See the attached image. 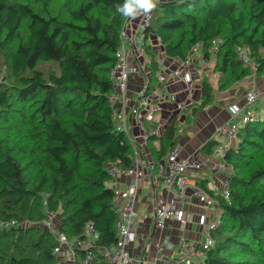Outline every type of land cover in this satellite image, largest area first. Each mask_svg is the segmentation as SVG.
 Wrapping results in <instances>:
<instances>
[{"label": "trees", "instance_id": "obj_1", "mask_svg": "<svg viewBox=\"0 0 264 264\" xmlns=\"http://www.w3.org/2000/svg\"><path fill=\"white\" fill-rule=\"evenodd\" d=\"M124 3L0 0V221L33 223L56 212L60 231L74 243L76 263L91 251L94 264H107L103 251L116 248L118 213L110 168L129 167L134 158L126 133L115 127L109 100L128 18L117 6ZM151 34L166 55L182 59L199 41L203 58L213 59L211 41L221 38L213 66L221 74L219 91L251 75L237 57L238 45L250 49L256 77L264 76V0L157 2L145 30L150 88L160 71ZM200 86V99L183 110L185 121L174 119L161 136L149 137L153 161L177 145L179 128L213 105L215 91L205 72ZM149 123L148 131L154 130L156 124ZM237 139L224 155L231 169L229 199L198 180L219 204L220 225L212 230L214 247L196 264H264V111L238 128ZM215 143L203 151L210 154ZM88 222L98 239L84 249ZM55 246L52 235L38 225L0 229V264H58Z\"/></svg>", "mask_w": 264, "mask_h": 264}, {"label": "built area", "instance_id": "obj_2", "mask_svg": "<svg viewBox=\"0 0 264 264\" xmlns=\"http://www.w3.org/2000/svg\"><path fill=\"white\" fill-rule=\"evenodd\" d=\"M172 1V0H158ZM142 11V10H141ZM137 17L141 18V23L137 31L131 47L135 56V63L129 61V52L126 45L125 26L122 31V42L116 51V64L112 69V79L115 90L109 95L110 103L113 107L115 102L124 105L128 100V92L132 77L142 73L144 75V88L139 97L135 100L131 109V115L139 123L144 126L146 122H156L157 112L159 111V103L166 97L164 89L174 80H182L187 85L189 96L186 101L192 98V91L197 85L195 77L188 72L193 62V56L199 55L203 58L202 50L204 43L197 42L192 47V55L189 58L182 59L180 57H171L175 67L171 68L166 60L157 55V65L160 67L158 74V83L150 88V66L152 63L149 50L145 42V30L150 25L153 18V9L148 14L141 12ZM222 43V39L216 37L212 39L209 52L211 57L215 56ZM237 57L245 65L251 69L249 79L255 78L257 72V64L251 58L250 49L247 46L238 45L236 47ZM221 77L220 73H214V78L218 81ZM260 91L255 83L251 84L246 90L245 99L241 107L235 106L231 109L234 117H237L242 124L258 120L261 117L256 105L259 100ZM166 98L175 100L174 95L168 94ZM186 102H176V108L182 112L186 106ZM264 111V105H263ZM113 119L115 127L119 131L126 133L130 143L133 146L134 158L131 166L110 168L112 185L115 191L114 206L118 213L116 221V238L117 244L113 251L104 250L103 257L107 264H196L202 261L204 252L215 245L212 230L220 225L219 217L213 218L202 226V240L193 242L182 239L178 243H173L167 238L159 239L154 246L153 259L147 258L142 252H132L131 246L138 238L136 221L139 218L137 209V198L139 192V184L150 176L153 179L156 195L154 198V226L156 230H164L168 222L178 219L182 224L191 222L188 217L181 218L179 211L176 209V201L184 200L187 192L198 200L205 208L217 209L218 202L214 197L204 189L195 176L201 171H209L212 173L220 172L230 168L224 160V155L228 148L219 144L213 153L206 158H200L196 154H190L186 157H179L176 147H174L162 160L157 162H145L139 149L135 146L133 137L129 133L126 117L123 110L113 108ZM238 126L232 119L225 120L218 124L215 128V135L223 137L227 140L237 139ZM183 129L179 128L178 133H182ZM151 132L144 126V140H148ZM119 175L130 177L124 189H118L116 179ZM229 177L225 182V188L219 192L224 199H229ZM31 222L21 223L15 219L0 221V229H9L18 226H28ZM44 230L48 231L54 240L56 246L53 254L57 260L67 259L69 264H94V256L91 251H87L82 260L76 263V249L72 240H69L66 234L60 231L58 214L48 211L47 217L42 221L34 223ZM86 240L83 241L82 247L88 249L93 241L98 239V234L91 222L86 223L85 228Z\"/></svg>", "mask_w": 264, "mask_h": 264}, {"label": "crops", "instance_id": "obj_3", "mask_svg": "<svg viewBox=\"0 0 264 264\" xmlns=\"http://www.w3.org/2000/svg\"><path fill=\"white\" fill-rule=\"evenodd\" d=\"M129 20V19H128ZM141 18L132 17L130 21H127L125 25L126 45L129 52V61L135 63V56L131 43L137 35L138 28L140 26ZM149 41L154 50H158V56L166 60V63L175 67L172 58L166 55L164 47L161 44L160 39L156 35H150ZM192 65H190L188 72H190L196 79L197 85L192 91V98L186 101L189 96L187 85L182 80L171 81L164 89L166 97L168 94L174 95L175 100L164 98L159 103V111L157 112V121L155 123V129L150 131L151 135L161 136L167 126L177 119L183 123L185 121L184 112H180L176 108V102H191L198 101L201 96L200 79L202 73L205 72L214 87L215 100L212 106L198 113L194 122L190 125H184L183 132L179 135V141L175 146L179 157H186L190 154H196L200 158H206L211 155L217 145L223 144L228 149L235 146L237 139L227 140L223 137L215 135V128L218 124L225 120L232 119L233 122L240 127L242 123L237 117H234L231 109L235 106L241 107L243 105L246 90L254 82L250 81L249 77L234 84L232 87L225 91H219L217 80L214 78V59L205 60L199 55L193 56ZM142 73L132 77L129 86L128 100L122 105L120 102H115L114 109L123 110L126 117V124L129 133L133 137L135 146L139 149V152L145 162L153 161L150 148L148 146V140H144V126L147 128V124L140 125L135 121L131 115V109L135 100L139 97L141 91L144 88V71ZM256 84V83H255ZM260 91L259 100L257 102V109L260 114H263L264 105V77L257 79L256 85ZM215 141L213 151L208 154L203 151V147L209 142ZM153 145H158V141L152 142ZM231 171V169H230ZM230 173L217 172L212 173L209 171H201L195 174L198 180L205 181L210 189L216 192H221L225 188V182ZM130 177L126 175H119L116 179V186L118 189H124L129 182ZM111 185V184H110ZM112 186V185H111ZM156 195L153 179L150 176L139 184V192L137 198V209L139 212V218L136 221L138 238L136 242L131 246L132 252H142L147 258L153 259L154 246L159 239L167 238L173 243H178L182 239H187L193 242H200L202 240V226L204 223L209 222L213 218L220 216V209H208L205 208L198 200L193 198L189 192L186 193L184 200L176 201V209L179 211L181 218L188 217L191 222L182 224L180 220L175 219L168 222L166 228L162 231L156 230L154 226V198ZM58 264H69L67 259L58 261Z\"/></svg>", "mask_w": 264, "mask_h": 264}, {"label": "clouds", "instance_id": "obj_4", "mask_svg": "<svg viewBox=\"0 0 264 264\" xmlns=\"http://www.w3.org/2000/svg\"><path fill=\"white\" fill-rule=\"evenodd\" d=\"M157 2L158 0H125L122 6H117V11L126 17H136L141 12L144 14L151 12L156 7Z\"/></svg>", "mask_w": 264, "mask_h": 264}, {"label": "rangeland", "instance_id": "obj_5", "mask_svg": "<svg viewBox=\"0 0 264 264\" xmlns=\"http://www.w3.org/2000/svg\"><path fill=\"white\" fill-rule=\"evenodd\" d=\"M131 18H132V17H128V18L126 19L124 26L126 25L127 21H130V20H131ZM128 19H129V20H128ZM140 23H141V22H140ZM263 77H264V76H263ZM263 77H262V78H263ZM0 78H1V77H0ZM257 79H258V77L255 76V78L250 79V81L256 83V85H257ZM237 141H238V139H237ZM220 171H221V172H225V171H227V173H230V172H231V171H230V168H227V169H225V170H220ZM20 222L24 224V223H27L28 220H26V219H22ZM34 223H36V222L31 223V225H35Z\"/></svg>", "mask_w": 264, "mask_h": 264}]
</instances>
